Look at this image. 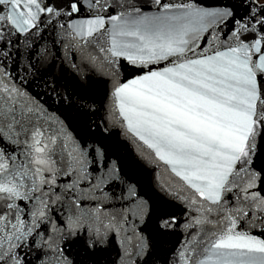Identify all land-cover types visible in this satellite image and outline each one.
<instances>
[{
  "label": "snow or ice",
  "instance_id": "snow-or-ice-1",
  "mask_svg": "<svg viewBox=\"0 0 264 264\" xmlns=\"http://www.w3.org/2000/svg\"><path fill=\"white\" fill-rule=\"evenodd\" d=\"M156 3L166 11L174 8L180 14L149 17L143 13V6L126 4L124 14L107 15L106 19L96 15L78 21L85 10V0H0V68L8 67L13 53L27 58L28 63L23 66L25 72L35 67L33 60L44 63L49 55L46 47L30 44L23 53L17 47L22 39L27 41L28 36L36 33L44 18L73 20L74 23L61 25V28L81 41L101 30L107 32L105 24L115 23L117 30L111 34V46H101L98 52L122 57L132 65L176 57L181 62L162 70H151L115 87L113 95L120 101V115L127 120L128 131L152 149L159 160L171 166L176 177L214 204L221 201L229 176L234 175V167L238 168L245 174L240 183L248 193L247 206L259 209L264 216V187L252 191L257 182L264 186V161L257 163L258 157L264 154V2L193 0V3L173 5L156 0ZM91 5L97 9L111 7L107 0H91ZM240 8L245 11L241 13ZM218 29L227 31L226 51L208 55L210 49H202L199 54L202 58L185 59L189 52L197 55L200 34H207L203 37L206 43L208 37H212L214 44L213 34ZM119 37H134L137 43H122ZM65 48L75 56L73 45ZM128 49L140 54H132ZM83 58L95 64L91 55ZM114 63L109 61L108 65L115 76L118 71L112 67ZM16 68V78L22 83L19 63ZM0 76L9 78L11 73L3 72ZM23 95L18 88L0 82V264H23L25 256L18 250H24L25 244L37 247V242L32 236L33 228L26 227L22 217L32 220L37 229L35 235L43 238L45 233L38 230L40 225L35 221L45 217L50 196L55 198L52 203L59 199L55 179L44 176L45 172L53 175L49 168L48 145L55 143V137H48L45 142L39 128H24V113L34 109L20 104L17 97ZM21 133L28 137L23 141L27 150L25 161L17 164L4 145ZM96 152L94 158L97 165H101L103 153ZM9 161H13L11 166ZM109 178L110 172L102 173L93 187L99 188ZM75 186L73 181L66 190L72 189L75 194ZM128 196L132 203L118 214L119 218L117 214L106 216L108 224H104L99 216L95 217L100 228L123 230L122 222L127 223L128 217L143 214L145 205L134 203L138 198L131 185ZM76 199L79 201L80 197ZM236 212L248 215L240 208ZM83 220L84 217L75 215L67 224L75 227ZM174 223V217L162 216L159 226L167 229ZM5 230L8 235H4ZM72 234L70 231L69 235ZM101 238L99 229L94 227L89 240L95 244ZM45 244L51 249V244L47 241ZM212 249L235 250L218 257L217 264H264V240L234 234L231 229ZM54 255L56 259L52 264H59L62 258L59 246Z\"/></svg>",
  "mask_w": 264,
  "mask_h": 264
},
{
  "label": "water",
  "instance_id": "water-1",
  "mask_svg": "<svg viewBox=\"0 0 264 264\" xmlns=\"http://www.w3.org/2000/svg\"><path fill=\"white\" fill-rule=\"evenodd\" d=\"M161 2L180 5L193 3V0ZM107 4L111 7L97 9L91 5V0H85L86 7L78 21L96 15L106 19L107 15L124 14L126 4L143 6V13L149 17L180 14L174 8L167 11L160 8L156 0H107ZM239 11L243 13L245 10L240 8ZM44 19L34 35L28 36L27 41L22 39L17 45L22 53L27 52L30 44L46 47L49 55L44 63L33 60L35 67L25 72L23 66L28 63L27 58L13 53L8 67L0 68V73H11L9 78L0 76V82L18 88L24 93L17 97L20 104L34 109L31 113H24V128H39L44 133L42 139L45 142L48 137H55V143L48 145L49 168L53 175L45 172L44 176L55 179L59 199L52 203L55 198L50 196L45 217L35 221L40 225L38 230L45 233L43 238L35 235L37 229L32 220L22 217L26 227L33 228L32 236L37 242V247L25 244L24 250H18L25 256L23 264H52L57 246L62 249L59 264H217L218 257L235 251L212 249V245L229 229L234 234L264 240V216L259 209H249L245 199L248 193L240 183L245 178L244 172L234 167V175L229 176L226 190L221 192V201L214 204L176 177L171 166L159 160L152 149L128 131V122L120 115V101L113 95L116 86L151 70L171 67L181 60L170 57L169 60L132 65L122 57L98 52L101 46H111V34L117 30L115 23H106L107 32L101 30L94 37L81 41L61 28V25H71L73 20ZM200 35L197 55L189 52L185 59L202 58L199 55L202 49H210L207 54L211 55L214 51H226L229 46L226 29H218L213 34L216 37L214 44L212 37L205 42L206 33ZM118 39L122 43H137L134 37ZM66 45L74 46L75 56L66 50ZM127 51L140 54L135 49ZM88 55L93 57L95 64L83 58ZM109 61L115 62L112 67L117 69L118 75L112 74ZM17 63L21 66L19 76L22 83L16 78ZM27 138L21 133L12 136L4 145L17 164L25 161L27 147L23 141ZM96 150L103 153L101 165H97L94 158ZM261 161H264V154L258 157L257 163ZM12 163L9 161L10 166ZM112 169L115 171H110ZM108 172L110 178L107 182L94 188L96 178ZM73 181L76 182L75 194L72 189L66 190ZM129 185L138 198L134 203L145 205L143 214L128 217L127 223L122 222L123 230L100 228L96 216L108 224L106 216L117 214L119 218L118 214L130 206ZM262 187L257 182L252 191ZM237 208L248 215L236 212ZM75 215L84 217V220L73 227L67 221ZM162 216L174 217L175 223L161 229L159 221ZM94 227L102 234L99 243L95 244L89 240ZM4 235H8L7 230ZM27 239L30 241L31 237ZM45 241L52 245L51 249ZM4 243L7 247V242Z\"/></svg>",
  "mask_w": 264,
  "mask_h": 264
},
{
  "label": "trees",
  "instance_id": "trees-1",
  "mask_svg": "<svg viewBox=\"0 0 264 264\" xmlns=\"http://www.w3.org/2000/svg\"><path fill=\"white\" fill-rule=\"evenodd\" d=\"M262 1H264V0H262Z\"/></svg>",
  "mask_w": 264,
  "mask_h": 264
}]
</instances>
